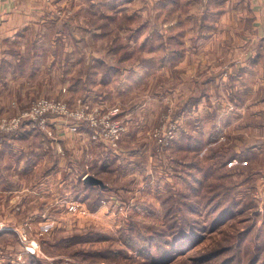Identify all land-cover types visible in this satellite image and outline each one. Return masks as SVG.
<instances>
[{
	"label": "rangeland",
	"instance_id": "obj_1",
	"mask_svg": "<svg viewBox=\"0 0 264 264\" xmlns=\"http://www.w3.org/2000/svg\"><path fill=\"white\" fill-rule=\"evenodd\" d=\"M56 1L0 37V122L44 98L117 108L126 131L0 133V264H264V96L229 129L234 95L210 96L256 49L217 33L225 1Z\"/></svg>",
	"mask_w": 264,
	"mask_h": 264
},
{
	"label": "crops",
	"instance_id": "obj_2",
	"mask_svg": "<svg viewBox=\"0 0 264 264\" xmlns=\"http://www.w3.org/2000/svg\"><path fill=\"white\" fill-rule=\"evenodd\" d=\"M131 1L133 0H123V3ZM223 1L228 8L224 9V15L220 16V20L216 24L218 26L217 33L226 34L230 40L236 41L237 44L244 39L245 44L256 46L255 55L252 53L248 57V63L246 59L245 61L243 59L228 61L229 63L224 66L228 76L223 79L220 77L224 82L222 88L217 87V76L213 77L215 83L212 82V84L213 86L216 84L215 90L218 95L210 96L214 98L218 97L222 91H230L234 95L236 109L239 110L236 113L223 115L218 118L219 121L215 122L218 125L219 122L223 123V129H229L242 119L243 109H252L251 104L246 101L249 96L253 95L257 98L264 96V94H259V89L264 88V0ZM56 2V0H0V37L18 39L25 33L36 31L38 26L35 24L40 20L42 22V19L52 13L51 8L48 10V6L54 5ZM228 19L231 20L228 21ZM245 34H249L247 39ZM214 53H218L217 50ZM217 109H220V105H217ZM27 131H32V129H27ZM27 131L24 129L21 133L25 134ZM259 140L254 141V144L257 145ZM261 143H263L262 140Z\"/></svg>",
	"mask_w": 264,
	"mask_h": 264
},
{
	"label": "built area",
	"instance_id": "obj_3",
	"mask_svg": "<svg viewBox=\"0 0 264 264\" xmlns=\"http://www.w3.org/2000/svg\"><path fill=\"white\" fill-rule=\"evenodd\" d=\"M119 109H102L88 105L72 108L67 103L50 99H39L28 109L20 112L11 119H4L0 122V133L9 135L21 129L22 126L47 132L53 135L55 124L60 120L74 119L75 122L68 125L70 132H79L81 127L87 125L91 128V138L99 143H108L117 147L125 126L119 120ZM87 176V175H86ZM70 210L86 214L82 205L73 203ZM9 225L0 220V234L9 230ZM34 243L27 250L34 254L36 250ZM21 262V261H20Z\"/></svg>",
	"mask_w": 264,
	"mask_h": 264
},
{
	"label": "water",
	"instance_id": "obj_4",
	"mask_svg": "<svg viewBox=\"0 0 264 264\" xmlns=\"http://www.w3.org/2000/svg\"><path fill=\"white\" fill-rule=\"evenodd\" d=\"M85 181L94 185H99L101 187H104L103 181L93 176H87Z\"/></svg>",
	"mask_w": 264,
	"mask_h": 264
},
{
	"label": "trees",
	"instance_id": "obj_5",
	"mask_svg": "<svg viewBox=\"0 0 264 264\" xmlns=\"http://www.w3.org/2000/svg\"><path fill=\"white\" fill-rule=\"evenodd\" d=\"M25 127V126H24ZM22 128V127H21ZM28 128V127H27ZM28 129H32V128H28ZM32 131H38V130H35V129H32ZM1 235V234H0Z\"/></svg>",
	"mask_w": 264,
	"mask_h": 264
}]
</instances>
